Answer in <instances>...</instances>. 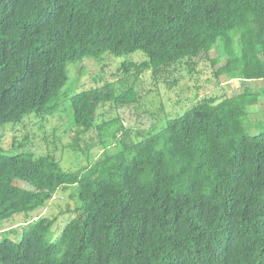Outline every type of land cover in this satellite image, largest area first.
I'll list each match as a JSON object with an SVG mask.
<instances>
[{"label": "trees", "instance_id": "obj_1", "mask_svg": "<svg viewBox=\"0 0 264 264\" xmlns=\"http://www.w3.org/2000/svg\"><path fill=\"white\" fill-rule=\"evenodd\" d=\"M214 50L216 78L264 81V0H0V129L62 121L67 104L85 156L66 170L0 136V264H264V116L249 114L264 89L204 98L147 133L104 119L141 100L133 87L62 92L73 62L141 51L119 72L171 86ZM92 130L95 156L80 145ZM60 189L73 205L54 238L61 215L31 213ZM17 214L25 222L2 226Z\"/></svg>", "mask_w": 264, "mask_h": 264}, {"label": "rangeland", "instance_id": "obj_2", "mask_svg": "<svg viewBox=\"0 0 264 264\" xmlns=\"http://www.w3.org/2000/svg\"><path fill=\"white\" fill-rule=\"evenodd\" d=\"M143 52L138 51L121 57L105 56L101 60H85L71 63L68 66L69 81L63 88L69 96L77 94L83 90L95 87H103L105 84L111 85L118 92H122L128 87H133L138 91L141 100L129 106L117 108L116 110L104 113V119L111 121L114 117H119L126 129H136L147 133L165 125L169 119L181 116L188 108H192L196 102L207 97H231L241 94L243 88L252 86L255 89H264V81L243 82L240 80L230 81L226 77H215V71L222 64L213 66L212 61L218 56V51L214 50L203 58L194 59L196 63L192 68L189 63L184 62L179 65L170 77V82L176 81L174 85H167L165 82L156 86L149 72L136 78L134 74L125 75L119 72V65L126 61L141 62ZM223 59V58H222ZM225 58L223 59V62ZM192 69V70H191ZM192 71V72H191ZM67 103V102H65ZM64 110L60 108L62 125L59 118L52 117L49 122L40 123L38 117H28L17 125H7L0 129L3 145L6 150L17 153V147L21 144H28L27 150L31 149L37 155L54 154L66 170H76L79 164L76 158L83 163L85 156L72 148V143L76 134L72 130L73 115L71 108L67 104ZM253 111V112H252ZM252 121H260L264 116V96L259 99L258 105L249 108ZM159 115L160 118L157 116ZM157 132V131H156ZM250 134H258L259 130L251 129ZM98 133L92 130L80 139L83 149L90 150L92 156L99 152L97 147ZM29 151V150H28ZM94 154V155H93ZM24 188L31 189L30 186L20 183ZM73 190H58L48 204L39 210L31 213V216L38 215H61V211H66L68 205H73L71 194ZM24 214H17L14 219L4 221L2 226L14 223L15 221L25 222ZM70 217L61 215L53 228L54 238L60 233L63 226ZM24 224V223H23ZM21 232L22 227H17ZM3 235H0V240Z\"/></svg>", "mask_w": 264, "mask_h": 264}]
</instances>
